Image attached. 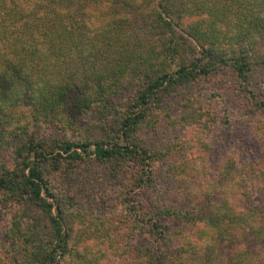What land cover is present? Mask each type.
I'll use <instances>...</instances> for the list:
<instances>
[{
  "label": "trees",
  "instance_id": "obj_1",
  "mask_svg": "<svg viewBox=\"0 0 264 264\" xmlns=\"http://www.w3.org/2000/svg\"><path fill=\"white\" fill-rule=\"evenodd\" d=\"M220 72L264 122V0H0V206L15 263L105 264L108 249L80 244L74 203L50 184L90 158L129 213L114 233L120 264H214L245 246L262 258L229 250L226 264H264V159L230 157L211 173L168 165L186 206L154 184V163L176 152L164 127L211 128L193 98L219 95L197 87ZM89 112L103 138L71 139Z\"/></svg>",
  "mask_w": 264,
  "mask_h": 264
},
{
  "label": "rangeland",
  "instance_id": "obj_2",
  "mask_svg": "<svg viewBox=\"0 0 264 264\" xmlns=\"http://www.w3.org/2000/svg\"><path fill=\"white\" fill-rule=\"evenodd\" d=\"M226 77L227 74L220 72L212 75L197 87L198 89L202 86L205 91L208 90L206 94L220 92L219 95H212L208 98L200 92L201 94H195L199 99L193 98L195 101L193 106H197L196 113L202 112V119L214 116L215 121L210 123L211 128L202 129L199 119L186 126L164 127L167 137L176 144V152L170 156V161L160 160L154 163V175L156 176L154 184L158 188H168L169 198L173 202L178 201L180 205L186 206V200L179 187V184L182 186L181 183L185 180L180 178L178 172L177 181L176 176H174L175 179L170 176L167 171L168 165L175 168L181 165L179 162L185 161L186 169L197 165L203 166L206 173H211V170L215 172L224 159L230 157L235 161L246 162L248 165L259 164L264 159L262 117L258 118L260 115L257 110L247 103L245 93L238 86L230 81H224ZM227 83H230L229 89H226L227 86L223 87ZM180 102V107L173 105V114H181L185 109V99ZM79 118L80 116L72 129L68 131L71 139L103 138L98 123L94 121L95 113L89 112L85 119L86 122ZM201 130H203V139L199 132ZM204 141L209 144L207 150L204 149ZM181 147L185 149V153L180 151ZM209 148H211L210 151H208ZM175 158L177 161L174 162ZM103 174H107L106 169L91 161L90 158H85L80 162L63 163L59 171L50 174V184L54 186L57 195L69 198L74 203L70 209L71 213L73 212L71 217L73 223L86 232L82 233L84 235L80 239V244H97V247L102 248L101 250L108 249L109 253L103 259L105 264H120V260H114V233L118 234V238L121 237L124 228H127L129 224V213L119 202L118 187L114 186L109 179L103 178ZM174 182L177 183L176 186ZM91 193L97 195V201L93 205L87 203V197ZM10 215V212L0 206V264H16L15 255L17 253L14 255L16 246L6 238ZM199 225L201 224H193L192 228L195 229ZM175 230L178 231V227ZM110 247L112 250L109 249ZM225 250L221 256L214 259V264H226L229 250L231 255L237 253L238 258L244 256L245 253L248 254V258L254 260H259L263 256L262 251L257 247L245 246L236 251L233 248H225Z\"/></svg>",
  "mask_w": 264,
  "mask_h": 264
}]
</instances>
